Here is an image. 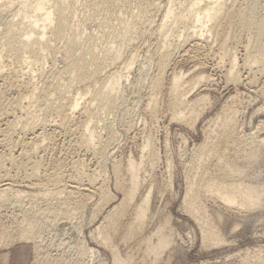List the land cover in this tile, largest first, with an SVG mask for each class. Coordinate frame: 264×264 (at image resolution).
Returning a JSON list of instances; mask_svg holds the SVG:
<instances>
[{"label":"bare ground","instance_id":"1","mask_svg":"<svg viewBox=\"0 0 264 264\" xmlns=\"http://www.w3.org/2000/svg\"><path fill=\"white\" fill-rule=\"evenodd\" d=\"M263 10V0H0V210L10 204L23 206L21 200L25 198L26 203L31 204L23 207L26 210L29 206L26 211L30 221L39 220L44 214L45 220L53 219L48 221L51 227L58 220H68L66 213L78 219H84L87 214V223L73 230L76 234L73 243L78 246L73 247V244L70 248L68 245L66 249L69 248L70 253L63 250L64 253L58 255L60 246L67 243L58 244L56 255L49 254L51 262L42 260L37 264H149L146 260L156 264L161 260L173 246L174 234L159 220L160 224L147 228L149 214H153L149 210L150 196L155 192L149 177L158 162L150 137L145 138L140 149L142 157L138 160L132 157L114 162L112 158L110 169L116 195L105 186L109 181L97 184L92 174L94 170L90 168L92 175L89 174L84 162L87 170L80 161L73 165L71 162L72 168L65 176L66 167L56 159L52 161L53 153L52 168L46 167L51 172L46 168L43 171V155L53 148L56 137L63 136L69 141L76 140L79 149L83 147L90 152L94 165L98 166L97 173L98 169L105 168L118 134L111 131V126L105 124L107 119L102 116L114 110L122 113L123 101L117 91L124 82H129L126 75L131 74L138 58L132 51L124 56V51L134 39L150 37L148 33L157 32L160 42L151 55L155 70L147 76L149 80L145 74H149L148 71L140 70L139 73L149 82L146 118L155 123L164 108L171 114L172 121L184 122L189 116L196 122L204 110L206 97L196 95V99L189 100L187 95L201 84L210 87L212 81L201 74L189 80L180 73L170 74L169 78L171 64L191 52L207 55L214 44L220 57L218 61L227 64V68L221 69L226 86L249 87L256 75L262 78L264 74ZM148 14L149 19L154 15L159 17L154 32L150 28L152 23L145 20ZM238 51L243 56L240 67L236 57ZM240 69L246 71L244 75ZM261 94L264 96V90ZM236 113L234 108L226 109L209 121L211 129L187 163L190 165L184 177L189 215L204 236L215 239L219 233L210 219L214 215L208 213L205 202L211 201L238 213L249 210V214L251 209L264 205V186L257 182L264 166V162L260 165L264 159V142L238 131ZM101 120L104 123L101 127L106 131L104 139L95 130ZM8 165L14 167L17 174L24 172L23 186L14 185L18 175L13 174L6 167ZM36 180L41 182L33 183ZM64 192L73 199L63 200ZM12 193L18 195L15 204V200L11 203L8 197ZM38 195L54 197L55 205L46 203L48 210L37 209ZM85 226L89 227L87 238H84ZM117 238L124 248L128 247L124 254L115 242ZM4 240L26 243L29 237L24 233L13 239L0 225V241Z\"/></svg>","mask_w":264,"mask_h":264},{"label":"rangeland","instance_id":"2","mask_svg":"<svg viewBox=\"0 0 264 264\" xmlns=\"http://www.w3.org/2000/svg\"><path fill=\"white\" fill-rule=\"evenodd\" d=\"M263 13H264V10H263ZM263 13L262 15L264 16ZM156 16L157 15L152 16L153 18L151 17L150 19H153V20L150 21L149 19L150 14H148V16L146 17L148 19H145L147 21L149 20L148 22H151L152 24H154L153 26L150 23L151 24L150 28L151 29L153 28L151 32L152 31L154 32V30L155 31L157 30V26L155 27V25H157L159 21L158 20L159 17L158 16L156 17ZM152 21L155 23H153ZM0 23H1V19H0ZM172 29L173 27L171 26V30ZM155 33L157 32L150 33V34L148 33V36L150 37L146 36L143 38L134 39L135 41L133 40V44L131 43V46L128 47V49H131V48L132 49L131 50L127 49L124 51L125 52L124 56H127L132 51V53L134 54L136 53L135 55L138 56V58L135 62L136 64H134V67L131 69L132 71H130L131 74L126 75V81H129V82L128 83L124 82V85L120 86L117 91L118 92L117 95L119 96V98L121 97L123 101L122 108H123V111L124 110L125 111L124 112L121 111L122 113H120L117 110H114L113 112L112 111L108 112L104 116H102L103 119L104 118L107 119V121L104 119L105 122L107 123H105L104 120L102 119L103 122L105 124H108L109 127L111 126L110 128L112 129L111 131L117 132L118 134L117 140L115 144H113L112 146V148L113 147L114 148L113 149L111 148L112 156H110L111 158L109 159L107 164L104 166L106 169L100 168L98 169L99 172L97 173L96 171H97L98 166H95L96 165L95 160L91 158V154H89L90 152L85 150L83 147H80L81 149H79L78 146L80 144L78 145L77 142L75 143L76 140H70L71 141L70 142L69 139H66L65 137L63 138V136L56 137L52 145L53 148L47 149L48 150L47 152L45 151L44 153L45 155H43V161L41 162L43 163L41 168L43 171L46 167L49 169L52 168L53 163L51 162V156H52L51 154L53 153L55 154L53 155L55 158L52 157L53 158L52 161L56 159V161L62 162L61 164L63 165V168L66 167V169H64L65 176H67L66 172L67 171L69 172L72 168L70 164L71 162H72V165H73V162L75 163V161L76 162L78 161V163L80 161V164H83L84 162L87 165V169L89 168L88 170L89 174H91L90 173L92 172L91 170H94L92 174L94 173V177L96 176L95 178L97 179L96 180L97 184H100V183L105 184L107 181H109L105 184V186L108 187V191L112 195L114 194L116 195V190L115 188H113L114 177H113V174L111 173L112 170L110 169V167H112L111 166L112 164L110 163H113L112 161L113 159H114V162L125 160V159L132 158V157H133L132 159L138 160V158L142 157V153H140V151L142 150L140 149L143 148L142 146H144L143 144L145 140L147 139V137L148 138L150 137V139L152 140V143H151L152 149H154L156 154H158L157 156L158 162L154 170L150 174L151 178L149 177V180H151L150 181L151 184H153V187L155 188L154 189L155 192L153 191L154 194L153 195L151 194L150 196V198L152 197L150 200L151 201L150 204L152 205L149 204L150 205L149 210L150 212L153 211V214L155 215L149 212L151 215L149 214L150 217H148V222H150L151 225L149 223L150 228L149 226H147V228L149 230L152 228L154 224L159 223V221H161L160 223L164 224L165 222L172 229V232L174 234L172 238L174 240V241L172 240L173 246L172 247L170 246L171 248L169 247L170 249H168L163 255V257L161 258V260H159L160 263L156 262V264H264V210H262L264 208L263 207L264 205L261 206L262 209L261 207L256 208L257 210L251 209L252 212H250L249 214V210H246L248 211V213H246L245 210L239 211L238 213V211L231 210V209H230L231 212H229L230 210L228 208L226 209L222 207L220 204H217V203L215 204L211 201L205 202V206H206V209L208 210V213L210 215L212 214L211 216L214 215L213 219L212 217L210 218L211 221L215 222V221H218V219L220 220L219 222H216V223L213 222L214 225L216 224L215 225L216 227L215 230H217L216 232L219 233L218 238L215 239L211 237H206L200 231V227H198L194 219L189 215L188 204L185 203V193H186L185 183L186 181L184 178L185 173L190 165L187 163H189L192 159V156L196 154V151L198 150L197 149L198 146L201 145L205 141L206 134L208 130L211 129V128L209 129L210 127L209 123L211 122V120H214L217 115H219L220 113L222 114L224 111H226V109L234 108V110H236L237 112L236 122H237V127H238L239 132H242V134L244 135H249L251 136L249 138H253L257 141L260 138V140L264 142V96L263 94H261V92L264 90V86H263L264 85L263 83L264 74L262 75L263 79L261 78L260 75H256L254 78L255 80L253 81L254 83H252V85H249V87L246 85H244L243 87L242 85H234V84L233 85L227 84L226 86V82L222 77L223 70L221 69H223V67L224 69L227 68V64L225 61L221 60L222 61L221 63H220V60L218 61L220 57L218 56L217 51H216L217 46L214 44L211 45L213 46L211 48L212 52L211 50H209V53L207 55L206 54L201 55L202 53L196 54L195 52H191L192 54L190 53L191 55L189 54L187 55V57L185 56L184 58L183 57L178 58V59L176 58L170 66L169 73H168L169 78L174 74L180 73V74H184L185 75L184 78L189 80V78H192L193 75L201 74V75H205V77L209 76V79L212 81L210 87H207L201 84L200 86H198V88L196 86L195 89L191 90L190 91L191 93L187 95V98L189 100L196 99L198 95L200 96L204 95L206 97L205 103L203 105L204 110L196 122H193V119L191 118L192 119L191 120L189 116L186 117V120L184 122H179V121L176 122V121L171 120L170 113L164 110V108L163 109L161 108L162 110L160 111V114L158 116L159 120L157 119V121L152 124L146 118V114L144 112L146 111L147 102H148V98L150 94L148 80L151 74H153L155 70L153 67L154 66L153 60L151 61L153 56L151 55L154 54L160 42V39L158 40L157 35ZM171 34L169 35L172 36ZM168 39H171V37L168 36ZM152 49H155V50H152ZM133 51H136V52H133ZM143 57L145 58L146 61L144 60ZM236 57H238L237 64H239L238 66L240 67L243 64L242 63L243 62L242 52L240 51L239 53H237ZM138 59L141 61H139ZM149 62L152 65H150ZM216 63H218V66ZM140 70H144L146 72L148 71L149 74L145 73L146 77L149 76L147 77L148 80L147 78L142 79V77L139 76ZM240 71L242 75H244L246 72L244 69L243 70L240 69ZM204 87L207 89L205 90ZM136 100H138V102ZM102 120H101V123L97 125L95 130L97 131L96 133L99 135V137L102 136L101 138L104 139L106 135L105 133L106 131L102 129L101 127L102 124H104ZM128 129H131V130H128ZM67 142H70V144ZM263 147H264V143H263ZM47 153L48 154L50 153L49 155L50 157L47 155ZM263 156H264V153H263ZM141 160H144V159H141ZM261 161L262 162H260L261 163L260 165L263 166L264 159ZM85 164L83 165L85 166V169H86ZM6 167L10 169V171L13 174L15 173L17 174L16 172L17 170L14 167L12 168L9 165ZM27 167L29 170L28 164H27ZM47 168L45 170H47L48 172L49 171L51 172V170ZM42 170L40 169V171ZM102 170L103 171L106 170L107 172L106 171L103 172ZM97 174L99 175L101 174L99 176L100 178H98ZM17 175L18 176L15 179V182L17 184L14 183V185L16 187H21L23 186L21 184H24L23 180H21V179H24L23 177H25L23 176L24 172H21ZM104 179H105V182L103 181ZM258 180L259 181L257 180L255 181H257L260 185L264 186V166L261 167V170L259 171ZM36 181L37 182L33 181V183L41 182V181L38 182L39 180H36ZM152 181L154 183H152ZM16 196L18 197L16 193H12L11 196H8L12 200V201L10 200L11 203H13L15 198H17ZM61 198L63 200L73 199L72 196L69 195L67 192H64L61 195ZM74 198H78V197L75 196ZM54 199L55 198L52 196H48L44 198L38 195L37 202H36L37 209L44 210L45 204L54 203L55 201ZM16 200L14 201V204L17 202ZM25 200H26L25 198L21 200L22 201L21 204L23 205L21 206L19 204L21 207L18 205V203H16V206L15 205L13 206L10 204V206L6 205L7 207L3 206L2 207L3 209L1 208L0 210V225L6 228L7 231L12 234L13 239H16L18 236L24 233H26L29 237V240L26 243L25 242L18 243L16 241L10 242L8 240L0 241V255H4L5 253L7 254L9 252V258L6 264H37V262L39 263L42 260L51 262L49 254L51 256L56 255V252H55V249H57L56 246L58 247L64 242L67 243V245L60 246L59 248L60 251L58 252V255H60L61 253L63 254L64 252H69L70 250L67 251L69 248L66 249L67 248L66 246L68 245L70 248L78 246L73 243V240L76 238V234L74 233L75 231L73 230H75V227L79 226V224L87 223L85 220L87 214L84 216V219H78V218H74V216L72 215H69V213H66V215L68 214L67 215L68 220H63V221L58 220L56 222L57 224L51 227V224H49L48 221H51L53 219L50 218V219L45 220L44 214L42 215L41 219L30 221L31 219L28 218L29 216L28 211H26L28 210L29 206H27L26 210L24 208H25V205L27 204L31 205V204L29 201L28 203H26L27 200L26 201ZM45 210H48V209H45ZM51 210L54 211L55 209L51 208ZM84 213H87V212L84 211ZM241 215L242 216L246 215V216L241 218ZM215 216L217 218H215ZM156 220L157 221L159 220V221L157 222ZM166 224L164 225L167 226ZM88 230H89V227L85 226L83 229L84 236H85L84 238H87L86 234ZM70 239L72 240L70 241ZM61 240L63 242H59ZM68 241L72 243L70 244ZM115 242L119 244L121 253L123 252L125 253L127 251L128 247L124 248L125 246L120 244L122 242L119 240V238H117ZM72 245L73 247H71ZM63 250L65 251L63 252ZM101 250L104 252L103 249ZM38 251L39 253H37ZM38 254L39 256L37 258L36 255ZM105 255H106V258H108V261H110V257L108 256V254L105 253ZM146 261L147 263L150 264V260H146ZM0 264H3V262L0 261Z\"/></svg>","mask_w":264,"mask_h":264},{"label":"crops","instance_id":"3","mask_svg":"<svg viewBox=\"0 0 264 264\" xmlns=\"http://www.w3.org/2000/svg\"><path fill=\"white\" fill-rule=\"evenodd\" d=\"M7 254L5 253L4 255H0V261L3 262V264H6L8 262L9 252Z\"/></svg>","mask_w":264,"mask_h":264}]
</instances>
